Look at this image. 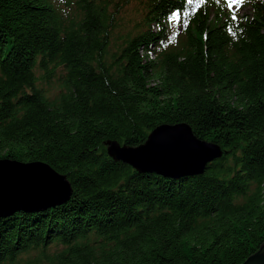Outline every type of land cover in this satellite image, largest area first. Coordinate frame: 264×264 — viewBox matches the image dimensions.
I'll use <instances>...</instances> for the list:
<instances>
[{
    "label": "trees",
    "instance_id": "obj_1",
    "mask_svg": "<svg viewBox=\"0 0 264 264\" xmlns=\"http://www.w3.org/2000/svg\"><path fill=\"white\" fill-rule=\"evenodd\" d=\"M142 1L111 52L112 0H79L76 15L0 0V159L45 163L73 189L0 218V264H243L264 245V0L241 20L214 0ZM174 16L191 24L167 46ZM180 123L224 149L203 175L139 174L107 154Z\"/></svg>",
    "mask_w": 264,
    "mask_h": 264
},
{
    "label": "water",
    "instance_id": "obj_2",
    "mask_svg": "<svg viewBox=\"0 0 264 264\" xmlns=\"http://www.w3.org/2000/svg\"><path fill=\"white\" fill-rule=\"evenodd\" d=\"M108 156L139 174L168 179L203 175L224 155L222 146L199 139L186 123L161 125L138 146L106 142ZM73 197L66 175L42 163L0 159V218L17 212L35 213L68 203ZM243 264H264V245Z\"/></svg>",
    "mask_w": 264,
    "mask_h": 264
},
{
    "label": "rangeland",
    "instance_id": "obj_3",
    "mask_svg": "<svg viewBox=\"0 0 264 264\" xmlns=\"http://www.w3.org/2000/svg\"><path fill=\"white\" fill-rule=\"evenodd\" d=\"M61 9H66L72 15H76L77 2L79 0H57ZM113 7L110 10V14L114 18V33L112 37V47L111 52L115 51L120 45H123V40L129 33H134L135 28L142 22L143 12L141 11V2L135 0H112ZM244 10V12H246ZM67 14V13H64ZM176 26L170 32L171 36H175L177 33ZM38 74L40 72L38 71ZM38 86L40 89L46 92V95L50 98H55L58 94L62 92V86H60L56 81H51L47 83L45 81H38Z\"/></svg>",
    "mask_w": 264,
    "mask_h": 264
},
{
    "label": "snow or ice",
    "instance_id": "obj_4",
    "mask_svg": "<svg viewBox=\"0 0 264 264\" xmlns=\"http://www.w3.org/2000/svg\"><path fill=\"white\" fill-rule=\"evenodd\" d=\"M187 2L190 4V3H192V0H187ZM204 2H205V0H201V3H204ZM216 2L219 3L220 0H216ZM227 3L229 5V8H231L233 6V4H235V3L243 4L244 0H227ZM175 15H179V13H175ZM233 19H236V17L233 16Z\"/></svg>",
    "mask_w": 264,
    "mask_h": 264
},
{
    "label": "bare ground",
    "instance_id": "obj_5",
    "mask_svg": "<svg viewBox=\"0 0 264 264\" xmlns=\"http://www.w3.org/2000/svg\"><path fill=\"white\" fill-rule=\"evenodd\" d=\"M186 177H188V176H185V177H183V178H186Z\"/></svg>",
    "mask_w": 264,
    "mask_h": 264
}]
</instances>
